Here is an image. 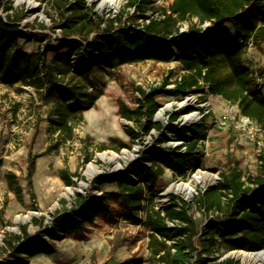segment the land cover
Wrapping results in <instances>:
<instances>
[{
  "label": "trees",
  "instance_id": "obj_1",
  "mask_svg": "<svg viewBox=\"0 0 264 264\" xmlns=\"http://www.w3.org/2000/svg\"><path fill=\"white\" fill-rule=\"evenodd\" d=\"M46 2L59 19L53 26L60 27L62 33L55 38L56 44L52 43L48 33L33 30L37 26L45 29L46 24L27 23L23 29V12L9 0H0V82H20L23 87L31 85L54 98L48 119L50 131L57 134V142L74 138L75 126L84 120V112L104 93L92 77L94 68H116L144 58L169 62L177 57L184 71L174 80L167 76L149 89L135 85L134 89L140 94L135 106L120 98L119 112L122 117L135 122L137 128H127L129 142L116 137L103 142L102 149L131 148L140 134H149L153 129L161 131L163 125L151 120L161 106L158 95L184 98L202 93L204 99L207 94L221 96L237 105L240 113L254 120L264 132V91L260 83L264 67L254 70L244 61L250 44L257 48L264 44V0H171L158 16L146 13L155 0H127L120 13L106 19L93 13L86 0ZM126 14L134 23L139 18H144V22L137 26L127 24L124 22ZM185 22H189L188 29L182 31ZM206 22L212 25L211 31L204 30ZM103 23H106L105 27ZM32 40L39 42L40 47L28 51L25 44ZM51 51L55 54L49 59ZM96 53L98 56L93 58L92 66L81 72L72 70L74 58L87 59ZM173 74L171 70L170 75ZM207 116L205 114L200 123L187 126L174 124L178 116L173 114L167 130L177 141L183 134L190 133L189 140L182 147L162 145L167 138L158 141V145L144 154V160L150 164L137 161L131 168L138 182H128L123 172H112L95 179L99 186L108 181L117 182L119 198L129 214L136 216V211L147 201L145 223L149 228V259L146 264H243L235 258L221 257L217 247L219 240L231 250L264 249V148L258 154L257 173L247 177L234 154H227L228 161L217 184L195 197L196 204L204 207L208 216L201 229L189 213L186 201L180 202L172 195L171 205L161 209L152 195H145V189L153 190L167 167L186 178L190 169L201 166V144L208 137ZM39 132V124H36L33 141ZM56 146L51 143L41 153L29 152L28 180L33 197L32 175L36 170V158L50 153ZM30 147L32 149V145ZM78 175L79 171L61 170L67 185H72L73 177ZM5 178L9 190L22 200L23 186L17 173L6 170ZM75 206L90 211L92 206L106 212L110 210L108 203H93L81 194L77 195ZM77 214L82 215L77 210L67 217L60 216L55 227L46 226L34 237L29 236L25 225L22 229L25 240L21 241L20 235L6 238L13 259L0 264H21L23 254L33 257L47 251L44 234L54 238L58 229L63 233L80 231L86 219L80 221ZM0 218L4 219L3 209H0Z\"/></svg>",
  "mask_w": 264,
  "mask_h": 264
},
{
  "label": "rangeland",
  "instance_id": "obj_2",
  "mask_svg": "<svg viewBox=\"0 0 264 264\" xmlns=\"http://www.w3.org/2000/svg\"><path fill=\"white\" fill-rule=\"evenodd\" d=\"M33 1L37 5L30 4L29 0H9L18 11L23 12L21 21L23 29L27 23L36 25L44 23L47 28L41 29L37 26L33 30L48 33L52 43L56 44L55 38L62 35L60 27L53 28L59 22L58 16L50 10L46 0ZM86 1L93 13L100 15L103 19L120 13L127 2L123 0L119 9L115 10L110 7H100V0ZM170 1L155 0L146 13L149 16L161 15L162 8L168 6ZM128 16V14L124 16V22L127 24L137 26L144 22V18H139L134 23L128 19ZM189 22H185L182 27L188 26ZM105 26L106 23H103V27ZM211 26L209 22L203 24L205 31H211ZM39 47L40 43L34 40L25 44V48L29 51ZM54 54L53 51L49 52V59ZM97 56L96 53L87 59L82 56L74 58L71 63L72 70L81 72L87 69L92 66L93 58ZM176 58L169 62L144 58L116 68H94L92 77L104 89V93L93 107L84 112V120L75 126L74 138L61 142H57V134L50 131L48 112L53 105V97L42 94L31 85L23 87L20 82L15 84L0 82V209H3L4 215L3 220L0 218V262L8 263L13 259L11 249L7 247L6 238L20 235L21 241L25 240L22 232L25 225H27L29 236L34 237L46 226L55 227L56 219L60 216L67 217L80 210L82 215L77 214V218L80 221L86 219L84 228L80 231L69 230L66 233L58 229L57 236L54 238L44 234L43 241L47 244V251L33 257L23 254L21 264L148 263L149 228L145 223L147 201L145 200V205L136 211V216L129 214L119 198L117 182L108 181L99 186L95 179L112 172H123L128 182H138L131 168L137 161L150 164L144 160V154L146 155V151L158 145V141L167 138L162 145L182 147L191 134H183L182 139L178 141L173 139L172 132L166 128L173 114L178 116L174 124L187 126L200 123L207 114L208 137L201 144L203 155L200 157L199 168L190 169L188 176L183 178L167 167L165 173L158 178L155 188L151 191L148 188L145 189V195H152L157 207L161 209L169 207L171 196L175 195L178 201H186L189 204V213L201 229L206 224L208 216L204 207L200 208L196 204L195 197L200 191L217 184L220 172L228 161L227 154L233 153L239 160L245 177L257 173L258 154L264 148V132L254 120L251 119L252 121L248 122L247 117L240 113L237 105L212 94H207L206 99L203 98L202 93L189 94L184 98L158 95L160 108L164 103H174L171 110L159 114V108L151 118L154 123L160 122L163 125L164 128L161 131L153 129L149 134H140L131 148L124 147L120 151L113 148H101L103 142H109L116 137L130 141L127 128H137V125L122 117L119 112V99H124L135 106L140 97L134 89L135 85L141 84L149 89L161 83L167 76H170V80H174L184 71L181 62ZM80 61L87 62L88 65L79 68L76 63ZM244 61L254 70L264 67V44L261 48L249 47L244 55ZM171 70L174 71L172 76ZM260 83L264 91V76ZM188 97L190 98L188 106L180 107L177 104ZM193 112L198 113L200 118L196 121H186L185 115ZM36 124H39L40 132L33 141ZM51 143L57 145L56 148L36 158V170L32 175V189L35 193L33 197L28 180L29 152L32 150L33 154L41 153ZM114 153L121 157L110 158ZM63 168L71 172L79 171V175L73 177L75 182L72 185H67L62 179ZM9 169L17 173L18 181L23 186L22 200H19L8 188L5 171ZM198 170L215 174L216 181L206 180L197 183L191 196H187L184 191H171L165 194L171 184L189 180ZM70 188L78 190L71 193ZM80 194L87 199H92L93 203H108L110 210L106 212L92 206L90 211L81 206L76 207L75 201ZM14 241L17 244V240ZM217 247L221 257L228 255L235 258L229 255L232 250L223 241L219 240Z\"/></svg>",
  "mask_w": 264,
  "mask_h": 264
},
{
  "label": "bare ground",
  "instance_id": "obj_3",
  "mask_svg": "<svg viewBox=\"0 0 264 264\" xmlns=\"http://www.w3.org/2000/svg\"><path fill=\"white\" fill-rule=\"evenodd\" d=\"M101 5L100 7H110L115 10H118L121 4L123 3V0H100ZM29 3L32 5H37L33 0H29ZM79 63V64H78ZM86 65H88L87 62H77L76 66L79 68H84ZM190 98H186L181 102H178L177 104L180 107H186L189 105ZM174 106V103H164V105L160 108V113H166L167 111L171 110ZM186 121H196L200 118V115L198 113L193 112L190 114L185 115ZM121 156L117 153H114L113 156H110L112 159H119ZM97 171V170H95ZM217 176L215 174L208 173L203 170H198L196 173L193 174V176L182 183H173L171 184L165 194L171 192V191H184L187 196H191L193 191L195 190L197 183L204 182L206 180L216 181ZM75 190H78L76 188H70L69 192H74ZM230 256H233L235 258L240 259L242 262L246 264H264V251H246L242 249H235L232 250L229 254Z\"/></svg>",
  "mask_w": 264,
  "mask_h": 264
},
{
  "label": "built area",
  "instance_id": "obj_4",
  "mask_svg": "<svg viewBox=\"0 0 264 264\" xmlns=\"http://www.w3.org/2000/svg\"><path fill=\"white\" fill-rule=\"evenodd\" d=\"M209 23H210V22H209ZM207 24H208V22H207ZM211 27H212V26H211ZM128 29H129V28H128ZM187 29H188V26H186L185 28H184V27H181V30H182V31H185V30H187ZM249 47H253V46L250 44ZM249 47H248V48H249ZM248 48H247V50H248ZM245 117H246V116H245ZM246 120H248V122L252 121L249 117H247ZM169 224H170V225H174V223L171 222V221H169Z\"/></svg>",
  "mask_w": 264,
  "mask_h": 264
},
{
  "label": "water",
  "instance_id": "obj_5",
  "mask_svg": "<svg viewBox=\"0 0 264 264\" xmlns=\"http://www.w3.org/2000/svg\"><path fill=\"white\" fill-rule=\"evenodd\" d=\"M177 59V58H176ZM258 251H264V249H261V250H258ZM228 255L224 256V257H227Z\"/></svg>",
  "mask_w": 264,
  "mask_h": 264
},
{
  "label": "crops",
  "instance_id": "obj_6",
  "mask_svg": "<svg viewBox=\"0 0 264 264\" xmlns=\"http://www.w3.org/2000/svg\"><path fill=\"white\" fill-rule=\"evenodd\" d=\"M26 49V48H25ZM27 50V49H26ZM29 51V50H28ZM31 51H34V50H31Z\"/></svg>",
  "mask_w": 264,
  "mask_h": 264
}]
</instances>
